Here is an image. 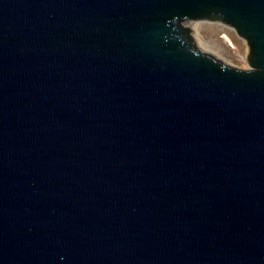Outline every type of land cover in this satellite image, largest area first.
Wrapping results in <instances>:
<instances>
[{
	"label": "water",
	"instance_id": "95a60500",
	"mask_svg": "<svg viewBox=\"0 0 264 264\" xmlns=\"http://www.w3.org/2000/svg\"><path fill=\"white\" fill-rule=\"evenodd\" d=\"M0 264H264V0H0Z\"/></svg>",
	"mask_w": 264,
	"mask_h": 264
},
{
	"label": "rangeland",
	"instance_id": "374dc122",
	"mask_svg": "<svg viewBox=\"0 0 264 264\" xmlns=\"http://www.w3.org/2000/svg\"><path fill=\"white\" fill-rule=\"evenodd\" d=\"M192 45L199 51L208 53L224 64L237 69H250L247 56L249 47L235 29L216 19L182 20Z\"/></svg>",
	"mask_w": 264,
	"mask_h": 264
}]
</instances>
